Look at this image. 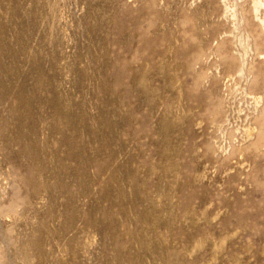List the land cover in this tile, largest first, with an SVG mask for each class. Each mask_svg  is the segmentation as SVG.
<instances>
[{"label":"rangeland","instance_id":"1","mask_svg":"<svg viewBox=\"0 0 264 264\" xmlns=\"http://www.w3.org/2000/svg\"><path fill=\"white\" fill-rule=\"evenodd\" d=\"M263 13L0 0V264H264Z\"/></svg>","mask_w":264,"mask_h":264},{"label":"bare ground","instance_id":"2","mask_svg":"<svg viewBox=\"0 0 264 264\" xmlns=\"http://www.w3.org/2000/svg\"><path fill=\"white\" fill-rule=\"evenodd\" d=\"M259 20H260V22H259L260 27H261V29H262V32L264 33V13H263V15L259 18ZM248 45H249V44H248ZM252 45H253V44H252ZM257 55H258L259 58H261V57H262V59L264 58V56H261V57H260V54H259V53H257ZM240 67H241V69H239L240 74L245 73V72H243V71L245 70V64H244V62L242 63V65H241Z\"/></svg>","mask_w":264,"mask_h":264}]
</instances>
